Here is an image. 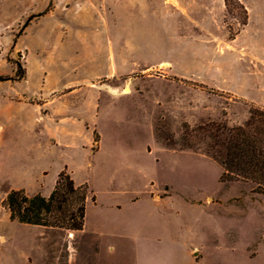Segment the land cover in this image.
Masks as SVG:
<instances>
[{"label": "rangeland", "instance_id": "374dc122", "mask_svg": "<svg viewBox=\"0 0 264 264\" xmlns=\"http://www.w3.org/2000/svg\"><path fill=\"white\" fill-rule=\"evenodd\" d=\"M53 1L0 0V264H264V196L208 131L264 109V0H59L24 28ZM64 170L82 231L10 219Z\"/></svg>", "mask_w": 264, "mask_h": 264}, {"label": "trees", "instance_id": "16d2710c", "mask_svg": "<svg viewBox=\"0 0 264 264\" xmlns=\"http://www.w3.org/2000/svg\"><path fill=\"white\" fill-rule=\"evenodd\" d=\"M229 13L232 7L240 9L247 17V10L240 0H224ZM34 19L30 17L26 28ZM247 20V18H246ZM246 20L242 25H246ZM232 36V35H231ZM15 81H22L26 72L16 63ZM208 130L214 140L215 158L224 168V178L241 180L257 186L264 196V109H252L250 119L242 126L228 128L225 125H211ZM89 199L87 185H77L66 171L59 174L54 190L48 197H30L24 190H12L4 207L12 221L21 224L64 229L79 232L84 229Z\"/></svg>", "mask_w": 264, "mask_h": 264}, {"label": "crops", "instance_id": "0c3cea01", "mask_svg": "<svg viewBox=\"0 0 264 264\" xmlns=\"http://www.w3.org/2000/svg\"><path fill=\"white\" fill-rule=\"evenodd\" d=\"M87 1L89 2V7H91V8L95 7L97 9H99L98 7L101 8L100 5L104 6V1L105 0H87ZM58 3H59V0H54L53 1V5H52V9L47 14H44V15L39 14V15H35V16L33 15L34 19L36 20V22L42 23L46 19L51 18L52 16H54L56 14V12H57V4ZM152 6H153L152 4L149 5V7H152ZM70 7L71 6L69 5L68 0L63 1L62 8H66V10H69ZM163 7H165V0H163ZM104 22H105L104 25H109V23L107 21H104ZM26 78H27V71H26ZM26 78H24V80H22V81H25Z\"/></svg>", "mask_w": 264, "mask_h": 264}]
</instances>
